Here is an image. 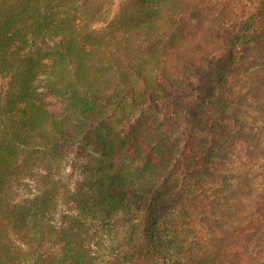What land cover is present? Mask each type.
Listing matches in <instances>:
<instances>
[{
  "label": "trees",
  "instance_id": "16d2710c",
  "mask_svg": "<svg viewBox=\"0 0 264 264\" xmlns=\"http://www.w3.org/2000/svg\"><path fill=\"white\" fill-rule=\"evenodd\" d=\"M0 264H264V0H0Z\"/></svg>",
  "mask_w": 264,
  "mask_h": 264
}]
</instances>
